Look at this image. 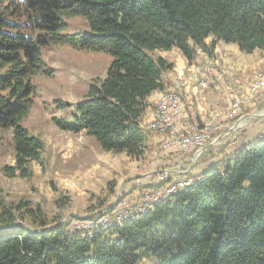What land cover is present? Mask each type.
<instances>
[{
  "label": "trees",
  "instance_id": "trees-1",
  "mask_svg": "<svg viewBox=\"0 0 264 264\" xmlns=\"http://www.w3.org/2000/svg\"><path fill=\"white\" fill-rule=\"evenodd\" d=\"M76 16L86 18L89 28L69 34L67 20ZM218 42L264 53V0H0V134L12 130L15 156L5 172L30 177L31 163L42 161L45 143L24 122L35 102L34 78L54 72L44 48L68 45L111 55L107 74L91 81L70 117L53 122L86 132L107 152L140 159L153 132L143 121L148 97L166 91L165 75L174 67L151 52L178 49L192 60ZM219 167L212 165L147 212L85 235L70 231L69 222L51 224L28 201L0 204V227L19 221L31 227L0 230V264H137L144 258L157 264H264V138Z\"/></svg>",
  "mask_w": 264,
  "mask_h": 264
},
{
  "label": "rangeland",
  "instance_id": "rangeland-1",
  "mask_svg": "<svg viewBox=\"0 0 264 264\" xmlns=\"http://www.w3.org/2000/svg\"><path fill=\"white\" fill-rule=\"evenodd\" d=\"M67 23L66 32L69 34L83 32L89 28L87 19L83 17L69 18ZM151 54L158 57L165 55V52L155 50ZM43 56L54 72L50 76L38 75L34 78L37 87L35 102L24 122L26 127L45 143L42 161L31 163L30 177L9 176L4 168L15 164L12 130L1 132L0 204L28 201L34 207L40 206L51 224L69 222L70 231H79L84 235L98 226L121 225L141 215L152 205L155 206L159 203L157 200L163 201L168 194V197L172 195L174 190L153 197L148 209L128 211L120 217H107L115 213L116 208L126 205L128 200H139L142 196H150L155 192L157 194L159 189L170 183L178 185L190 180L195 182L194 178L217 163L220 165L219 169L223 170L226 164L232 162L242 146L264 138V116L243 119L246 115L264 112V85L258 82L264 76V69L255 68L248 81L250 85L247 84L245 88H241L240 80L236 75L233 76L232 80L238 90L232 94L229 109L224 111L230 117L224 122L219 120V117L217 119L216 115L213 116L214 132H204V140H209L205 146L210 147L200 153L195 161V154L201 146L195 140L188 145L163 140L162 133H166V126H159V131L150 133L146 152L140 159L125 153L107 152L84 131L74 133L58 128L53 118L70 117L73 105L85 98L91 81L107 74L111 55L100 50H79L68 45H55L44 48ZM251 87L258 89L254 96ZM174 91L182 100V105L174 117L176 123H180L179 116L184 108L180 85H172L164 91L163 96H168ZM236 96L242 103L232 107ZM260 97L263 99L259 104ZM160 100L153 106L154 116ZM58 103H69L72 106L60 108ZM238 120L240 122L235 126ZM191 122L197 128L203 124L199 116ZM223 124L226 125L221 126ZM183 127L191 125L180 127V133L185 131ZM232 127L235 129L226 135ZM165 179H171L173 182L159 186ZM112 189L114 192L111 193ZM119 192L121 198L113 210L94 220L93 216L115 202ZM104 202V207H101ZM127 217L130 218L126 219ZM94 221H100V224L93 227ZM19 222L26 225L25 222ZM137 264L157 262L144 258Z\"/></svg>",
  "mask_w": 264,
  "mask_h": 264
},
{
  "label": "crops",
  "instance_id": "crops-1",
  "mask_svg": "<svg viewBox=\"0 0 264 264\" xmlns=\"http://www.w3.org/2000/svg\"><path fill=\"white\" fill-rule=\"evenodd\" d=\"M212 39L210 37L206 40L207 45H210ZM164 52L165 55L160 56L174 63V67L165 75L167 89L174 84L180 85L184 108L179 120L183 126L193 125L191 120L198 116L201 123L215 115L217 119L219 117V120L225 122L230 115L224 111L229 109L232 94L238 90L232 80L233 76L236 75L241 82V88H245L247 84L250 85L248 81L253 75L252 71L255 68L264 69V53L261 50L247 54L236 44L218 42L208 51L199 50L192 60L186 59L178 49ZM163 94L164 91H156L148 97L149 108L143 117L144 123L153 120V106ZM262 99L263 97L257 99L259 104Z\"/></svg>",
  "mask_w": 264,
  "mask_h": 264
},
{
  "label": "built area",
  "instance_id": "built-area-1",
  "mask_svg": "<svg viewBox=\"0 0 264 264\" xmlns=\"http://www.w3.org/2000/svg\"><path fill=\"white\" fill-rule=\"evenodd\" d=\"M258 82H263L264 84V76H262V79H259ZM176 86H178V84H176ZM251 90H252V96L258 93V89H256V87H251ZM241 103H242L241 99L236 96L233 100L232 107L234 105H241ZM181 105H182L181 96L175 91L173 93H169L168 96H162L159 104L157 105L156 115L153 116V120L150 123H148L149 127L156 132L159 131V126H166V133H162L163 140H171L172 143H182L185 145H188L191 141L195 140V142L199 146H201L200 149L204 148L206 149L205 151H207L210 146L208 148L207 146H205V144L208 143L209 140H204V132H212V133L214 132L215 126L213 122V117L206 118L203 121L202 126L199 128L194 127V125H191V127H185V128L183 127L185 131L183 133H180V130L183 125H181L180 123H176L174 117L176 116V113L180 109ZM205 151L201 152V154L204 153ZM184 187L185 184L175 185L170 183L169 185L159 189L157 194L155 192L150 196L144 195L139 200H134V201L128 200V203L126 205L121 206L120 208H116L115 213L109 214L107 215V217H120L121 215L126 214L128 211L148 209L150 200H152L153 197H157L169 190L179 191V189H183ZM94 222L95 223H93V227H95V225L97 224H100V221H94Z\"/></svg>",
  "mask_w": 264,
  "mask_h": 264
},
{
  "label": "water",
  "instance_id": "water-1",
  "mask_svg": "<svg viewBox=\"0 0 264 264\" xmlns=\"http://www.w3.org/2000/svg\"><path fill=\"white\" fill-rule=\"evenodd\" d=\"M262 116H264V112H263V113H260V114H250V115H246L245 117H243V119H244V118H248V117H258V118H260V117H262ZM239 122H240V120H238V121L235 123V126L238 125ZM234 129H235V127H232L228 132H226V135L229 134V133H231ZM222 136H224V134H223ZM205 150H206V149H204V148H203V149H200V150L195 154L194 161L198 158L199 154H200L201 152L205 151ZM194 161H193L192 163H194ZM120 198H121V194H120V192H119L118 195H117V198H116L115 202H113L110 206L106 207L104 210H108V209H110V208H114L115 205H117V204L119 203ZM104 210H103V211H104ZM63 223H64V222H63ZM60 224H62V223H60ZM19 225L24 226V227H26L27 229H29V228L27 227V225H25L24 223L18 222V223H15V224L12 225V226H8V227H0V230H3V231H9V232H14L15 229H16ZM46 229H49V228H46ZM43 230H45V229H43ZM43 230H41V231H43Z\"/></svg>",
  "mask_w": 264,
  "mask_h": 264
},
{
  "label": "bare ground",
  "instance_id": "bare-ground-1",
  "mask_svg": "<svg viewBox=\"0 0 264 264\" xmlns=\"http://www.w3.org/2000/svg\"><path fill=\"white\" fill-rule=\"evenodd\" d=\"M260 84L264 85L263 82L260 83ZM170 93H172V92H170ZM162 127H163V126H162ZM164 128H166V127H164ZM162 129H163V128H162ZM205 134H206V132H205ZM205 139H206V138H205ZM190 183H191V181H188V182L186 181V182L179 183L178 185H183V184H185V185H189ZM171 191H172V190H171ZM174 191H175V190H174ZM174 191H173V192H174ZM171 193H172V192H171ZM171 193H170V194H171ZM168 195H169V194H168ZM168 195H167V196H168ZM167 196H166V197H167ZM157 201H160V200H157ZM150 206H151V205H150ZM150 208H151V207H150ZM133 217H134V216H133ZM128 218H130V217H127L126 219H128ZM124 221H125V220H124Z\"/></svg>",
  "mask_w": 264,
  "mask_h": 264
}]
</instances>
